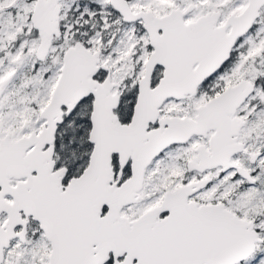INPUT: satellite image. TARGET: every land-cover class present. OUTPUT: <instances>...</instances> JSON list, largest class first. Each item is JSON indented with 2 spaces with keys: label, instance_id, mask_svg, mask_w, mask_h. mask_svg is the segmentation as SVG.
Here are the masks:
<instances>
[{
  "label": "snow or ice",
  "instance_id": "snow-or-ice-1",
  "mask_svg": "<svg viewBox=\"0 0 264 264\" xmlns=\"http://www.w3.org/2000/svg\"><path fill=\"white\" fill-rule=\"evenodd\" d=\"M0 264H264V0H0Z\"/></svg>",
  "mask_w": 264,
  "mask_h": 264
}]
</instances>
